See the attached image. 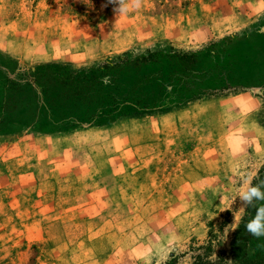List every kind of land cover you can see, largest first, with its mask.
I'll return each instance as SVG.
<instances>
[{"label": "rangeland", "instance_id": "374dc122", "mask_svg": "<svg viewBox=\"0 0 264 264\" xmlns=\"http://www.w3.org/2000/svg\"><path fill=\"white\" fill-rule=\"evenodd\" d=\"M117 8L118 0H0V55L18 71L52 61L81 68L146 48L196 51L264 25V0ZM263 166L257 87L108 127L1 133L0 264H155L161 250L167 262L192 264L207 241L209 260L232 264L240 180L253 184Z\"/></svg>", "mask_w": 264, "mask_h": 264}, {"label": "trees", "instance_id": "16d2710c", "mask_svg": "<svg viewBox=\"0 0 264 264\" xmlns=\"http://www.w3.org/2000/svg\"><path fill=\"white\" fill-rule=\"evenodd\" d=\"M250 87H257L264 97V25L210 41L196 51L146 48L81 68L52 61L18 71L0 55V134L26 129L66 134L108 127ZM262 181L264 166L253 185ZM255 211V207L246 208L232 234V264H262L264 237H253L245 229ZM209 247L208 241L197 245L192 264H222V258L208 259ZM248 249L253 253L251 259L246 255ZM167 264L176 263L172 258Z\"/></svg>", "mask_w": 264, "mask_h": 264}, {"label": "clouds", "instance_id": "9594fccd", "mask_svg": "<svg viewBox=\"0 0 264 264\" xmlns=\"http://www.w3.org/2000/svg\"><path fill=\"white\" fill-rule=\"evenodd\" d=\"M114 2H116V0H109V3ZM140 3L141 0H118V8L114 10L117 11L118 14H122L129 11L131 7H139ZM251 179V177L241 178V187L237 197L240 198L243 205L240 210L248 207L256 208L255 215L247 222L245 229L251 236L260 238L264 237V181L253 185ZM167 258L168 254L161 250L155 257V264H167Z\"/></svg>", "mask_w": 264, "mask_h": 264}]
</instances>
